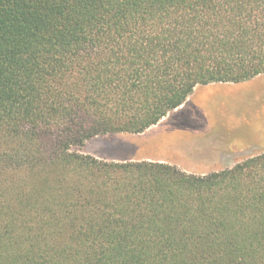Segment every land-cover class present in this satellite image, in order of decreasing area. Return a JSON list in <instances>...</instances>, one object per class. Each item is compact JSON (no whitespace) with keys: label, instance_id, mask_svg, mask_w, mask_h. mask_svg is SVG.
Instances as JSON below:
<instances>
[{"label":"trees","instance_id":"1","mask_svg":"<svg viewBox=\"0 0 264 264\" xmlns=\"http://www.w3.org/2000/svg\"><path fill=\"white\" fill-rule=\"evenodd\" d=\"M262 75L264 0H0V264H264V154L77 152Z\"/></svg>","mask_w":264,"mask_h":264},{"label":"rangeland","instance_id":"2","mask_svg":"<svg viewBox=\"0 0 264 264\" xmlns=\"http://www.w3.org/2000/svg\"><path fill=\"white\" fill-rule=\"evenodd\" d=\"M263 91L264 80L240 88L238 94L217 93L210 98L209 111L216 121L211 143L217 145V139L223 137L226 142L220 147L229 152L234 149L219 161L202 156L213 143H199L196 137L180 135H171L165 142H154L155 134L107 135L89 141L77 152L105 161H167L195 175L221 172L264 154V136L256 134L259 123L264 121V102L257 101Z\"/></svg>","mask_w":264,"mask_h":264},{"label":"crops","instance_id":"3","mask_svg":"<svg viewBox=\"0 0 264 264\" xmlns=\"http://www.w3.org/2000/svg\"><path fill=\"white\" fill-rule=\"evenodd\" d=\"M262 80H264V75L259 76L249 82H245L242 84H212L209 86H199L196 88L195 92L193 93V95L185 105H183L175 112L169 114L157 126L147 130L143 134H155L156 140H154V142H160V141L165 142L169 137H171V135L172 136L180 135L184 138L196 137L194 139H198L197 142L199 143H204V142L211 143V140L213 139V134H215L213 132V129L215 127L214 125L216 121L214 120V118L212 117L209 111L208 105L210 103V98L217 93L238 94V92L236 91H238L240 88L247 87L252 83H256ZM257 96H258L257 101L259 103L264 102V91L261 92V94H258ZM256 134L264 136V121L259 123ZM217 140L219 144L216 145L212 141L213 145L207 148L204 154H202L204 158L214 159L216 161H219L223 157H226L227 153L231 154L234 152V149L232 152H229L228 150H225L223 147H220L221 143L226 142L225 138L222 137V138H218ZM126 160L135 161V162L147 161L154 163H163L179 168L175 164L167 161L152 160V159H146L142 161H137L134 159H125L121 161H126Z\"/></svg>","mask_w":264,"mask_h":264}]
</instances>
